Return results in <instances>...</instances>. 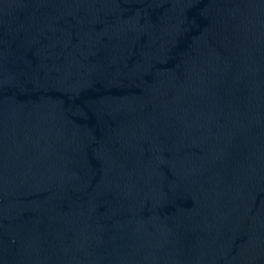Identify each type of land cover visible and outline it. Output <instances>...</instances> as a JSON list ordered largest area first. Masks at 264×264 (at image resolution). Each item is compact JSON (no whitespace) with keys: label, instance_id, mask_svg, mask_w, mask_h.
Wrapping results in <instances>:
<instances>
[{"label":"water","instance_id":"obj_1","mask_svg":"<svg viewBox=\"0 0 264 264\" xmlns=\"http://www.w3.org/2000/svg\"><path fill=\"white\" fill-rule=\"evenodd\" d=\"M0 264H264V0H0Z\"/></svg>","mask_w":264,"mask_h":264}]
</instances>
